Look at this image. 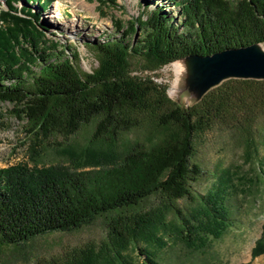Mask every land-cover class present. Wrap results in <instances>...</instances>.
Returning <instances> with one entry per match:
<instances>
[{
  "label": "trees",
  "instance_id": "1",
  "mask_svg": "<svg viewBox=\"0 0 264 264\" xmlns=\"http://www.w3.org/2000/svg\"><path fill=\"white\" fill-rule=\"evenodd\" d=\"M155 2L177 8L181 22L146 2L127 26L116 22L118 38L88 43L98 62L92 72L82 70L78 52L48 39L41 16L53 0H25L21 8L19 0H7L0 10V100L14 104L26 122L36 163L0 165V263L46 236L100 218L108 229L100 244L64 263L35 264H160L170 241L200 252L233 227L237 176L222 172L211 190L197 192L205 175L197 155L214 130L228 134L247 160L259 155L264 82L230 81L187 108L136 73L263 44L264 0ZM90 127L86 147L66 150L68 164H37L51 139L69 140ZM134 134L141 140L122 144ZM262 254L264 228L253 256Z\"/></svg>",
  "mask_w": 264,
  "mask_h": 264
},
{
  "label": "rangeland",
  "instance_id": "2",
  "mask_svg": "<svg viewBox=\"0 0 264 264\" xmlns=\"http://www.w3.org/2000/svg\"><path fill=\"white\" fill-rule=\"evenodd\" d=\"M24 1L19 0L16 8L24 6ZM146 2L149 3V10H154L157 4L166 7V12L173 16L177 23L181 22L177 8L168 6L166 2L156 3L155 0H116L115 4L107 2L105 6L97 0H53L51 7L42 13L41 21L48 28V39L66 45L71 49L69 53L78 52L82 70L92 72L98 67V62L88 50V43L118 38L116 22H123L127 26L129 21L142 13ZM6 4L7 0H0V10L6 8ZM33 9L40 12L36 5ZM261 48L264 50V43L261 44ZM195 68L190 74L187 71L181 73L174 64H169L158 71L145 73L140 71L136 75L147 76L165 88H168L170 81L179 75L182 81L186 79V88L182 87L176 93L175 90H170L173 92L170 100L179 102L184 107H193L202 101L200 102L201 95L194 98L187 91L192 87L191 76L201 72L204 79L212 77L211 72L208 74L206 70L200 71L196 66ZM230 81L256 80H226L210 92L216 91ZM15 109L14 104L0 100V165L4 168L23 163L34 166L36 163L31 162L33 156L30 153L31 141L26 133V122L16 115ZM138 135H131L122 144L141 140ZM90 139L91 127L69 140L53 138L36 159L37 164L42 167L68 164L66 150L82 149L88 145ZM203 142L205 145L197 157L204 167L205 175L195 185V189L206 194L216 184L217 176L228 170L233 172L237 176L235 181L237 195L232 202L235 207L233 213L235 222L223 238L214 241L204 251H193L181 243L170 241V245L160 252L159 263L264 264V254L253 256L264 228V146H260L259 155H254L249 161L244 156V149L231 144V137L219 130L206 134ZM122 144L120 143L121 148ZM179 205L186 208L188 203L181 201ZM106 224L107 221L100 218L77 231L46 236L19 254L13 252V259H7L0 264H35L36 259L67 262L85 246L97 245L107 239ZM133 257L136 263L144 260L139 252H135Z\"/></svg>",
  "mask_w": 264,
  "mask_h": 264
},
{
  "label": "water",
  "instance_id": "3",
  "mask_svg": "<svg viewBox=\"0 0 264 264\" xmlns=\"http://www.w3.org/2000/svg\"><path fill=\"white\" fill-rule=\"evenodd\" d=\"M188 74L196 68L200 71L211 72L212 77L204 79L201 72L191 76L188 92L194 98L200 97V102L213 89L221 85L226 80H256L264 81V50L261 44H254L249 47L225 50L212 56H188L183 59ZM176 93V91H174ZM178 105L181 103L176 102ZM194 107V106H193ZM191 108V107H187Z\"/></svg>",
  "mask_w": 264,
  "mask_h": 264
},
{
  "label": "clouds",
  "instance_id": "4",
  "mask_svg": "<svg viewBox=\"0 0 264 264\" xmlns=\"http://www.w3.org/2000/svg\"><path fill=\"white\" fill-rule=\"evenodd\" d=\"M171 63L174 64L177 68H179L181 73L185 72L186 66L183 61L176 60V61H172ZM182 87L186 88V79L182 81L181 77L177 75L175 78H173L170 81L168 88H166L165 90V93L171 99L173 97V92L170 90H175L176 92H179L182 89Z\"/></svg>",
  "mask_w": 264,
  "mask_h": 264
},
{
  "label": "bare ground",
  "instance_id": "5",
  "mask_svg": "<svg viewBox=\"0 0 264 264\" xmlns=\"http://www.w3.org/2000/svg\"><path fill=\"white\" fill-rule=\"evenodd\" d=\"M73 31V30H72Z\"/></svg>",
  "mask_w": 264,
  "mask_h": 264
}]
</instances>
